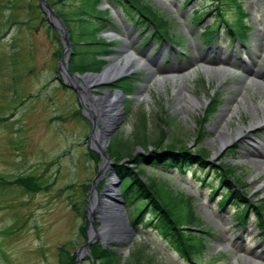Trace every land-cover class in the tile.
I'll return each instance as SVG.
<instances>
[{"label": "rangeland", "instance_id": "1", "mask_svg": "<svg viewBox=\"0 0 264 264\" xmlns=\"http://www.w3.org/2000/svg\"><path fill=\"white\" fill-rule=\"evenodd\" d=\"M186 1L143 0L166 21V36L171 40L159 45L161 39L152 36L155 27L136 24L115 2L102 0L98 9H109V14L106 28L97 36L108 47L110 44L111 52L100 57L105 62L96 73L123 51L129 56L137 53L144 62L132 58L134 67L129 72L98 86L93 94H122V115L104 139L109 158L121 159L119 163L125 165L131 152L149 157L160 148L181 147L193 153L202 151L207 157L203 169L197 164L185 171L149 163L141 166V174L151 181L156 198L173 218L170 207L177 208L174 219L178 223L183 222L180 211L188 216L192 207L198 222L188 220L182 228L199 251L190 255L191 261L181 248L177 251L175 243L156 231L157 220L147 224L150 209L142 217L146 224L143 221L137 227L133 239L130 233L119 238L128 244H101L97 239L89 249L102 246L105 251H113L119 264H244L243 257L264 264V240H259L264 232L258 229L263 220L259 222L251 208L245 223L244 219V224L239 221V216H244V203L254 207L264 201V170L240 156L244 148L264 141V127L245 129L237 136L240 140L218 154L212 143L216 124L249 128L253 106L264 100V0H220L222 5L216 0ZM48 2L62 18L67 32L74 31L81 0ZM204 12L201 22L195 24L194 16ZM45 17L40 0H0V264H59L62 247L64 253L75 258L78 247L87 242V212L94 199L89 190L102 166L93 145L92 116L85 111L90 106L83 98L81 106L77 94L58 71L62 45L58 32ZM216 21L218 30L207 43L204 29ZM227 23L245 24L246 38L241 42L232 39ZM148 36L152 37L147 40ZM200 57L212 60L214 65H202ZM152 60L158 61L159 69L149 80ZM164 70L190 77L161 85ZM88 73L95 72L81 74ZM259 74L262 76L257 77ZM133 75L138 79L133 92L126 95L120 82ZM178 89L203 104L178 106ZM140 113L146 115L150 139L134 146L133 132ZM166 119L171 122L166 124ZM98 124L101 129L102 120ZM153 137L161 140L153 143ZM120 139L132 148L113 147V142ZM109 163L111 166L115 162ZM108 173L106 169L96 182L98 195L103 186L104 194H110V189L115 193L116 184L121 183L114 174L113 185L108 186ZM29 177L32 182L28 189L16 183ZM100 199L107 200L104 195ZM223 201H227L225 206ZM132 210L130 207V219ZM80 261L94 264L89 254L81 255Z\"/></svg>", "mask_w": 264, "mask_h": 264}, {"label": "trees", "instance_id": "2", "mask_svg": "<svg viewBox=\"0 0 264 264\" xmlns=\"http://www.w3.org/2000/svg\"><path fill=\"white\" fill-rule=\"evenodd\" d=\"M115 2L114 4L119 6L125 11V14L136 24H144L147 23L155 27L153 37H159L161 41H168V37L166 36V21L162 17L156 13L151 7L146 5L143 0H110ZM190 0H187L189 2ZM101 0H81L80 8L75 12V15L78 17L77 22L75 24V29H69L70 41L72 43V55L70 57L71 61L69 63V70L72 72H81L82 74L85 72H98L103 68L104 60H101L100 57L107 56L111 51L108 47V44L105 43L104 39L97 36L100 32H102L106 27L104 22H107L108 11H100L98 6ZM216 3L222 5L220 0H216ZM217 10L218 8L215 7ZM241 11V9H239ZM210 12V11H209ZM194 16L195 24L201 22L204 14ZM136 14V16H135ZM64 16L63 14H60ZM218 21H224L220 19ZM218 22L213 26H209L204 30L205 39L207 43H210L217 32ZM227 25V31L229 32L232 39L235 36L239 38V40H244L246 38V33L248 28L244 24V27L241 24L231 25L229 23ZM162 31L165 35L162 34ZM150 36V37H152ZM148 37V39L150 38ZM100 60V61H99ZM138 79L137 75H133L130 78H123L121 83L124 94L130 95L134 89V83ZM147 118L146 115L140 113L137 119V125L133 132V145L137 144H145V142L150 139L146 134V123ZM166 124L170 123V120H165ZM140 129V130H139ZM161 140L160 137H153V143H158ZM113 147H125L126 149H131L132 145L128 144V142H123L120 140H115L113 142ZM161 149V148H160ZM118 150V149H117ZM149 156V155H148ZM151 156V158H150ZM149 157H143L141 155H133L132 152L129 153L127 164H133L134 167L124 166V165H116L114 167V171L117 176L122 180L121 190L124 197L129 200L130 204L133 205L136 201L140 200L142 205L138 208L134 209L135 217L133 219L134 225L139 224L143 214L150 209V213L152 214L151 222L157 220V229L160 234L169 239L171 244H176V249L180 250V248L184 251L185 255L190 256L199 251L196 244L192 241L191 236L185 235L183 233V228H181L183 222H193L196 223L197 218L194 216V212L192 207L189 208L188 216H184L180 211V219H183V222L178 223L174 218L178 216V210L174 206L170 207V210H174V218L171 213L163 206V204L156 198L153 190V186L150 185V180L143 182L140 179V175L142 172L141 166L149 163L151 166L162 165L164 167L178 168L181 171L185 170L187 167H190L193 164H197L201 166L200 169H203L207 164L205 159V155L202 151H194L191 152L187 148L180 149H161L158 152L152 151ZM116 160V159H115ZM120 160V159H119ZM119 160H116L117 162ZM139 168H141L139 170ZM150 182H149V181ZM18 184L27 188L32 182V178H23L16 180ZM216 192V191H215ZM184 199H182L183 204ZM171 205V204H170ZM150 206V207H149ZM182 207V205H180ZM254 210L258 211V215L262 214V218H264V201L260 203L259 206H254ZM183 213H185L183 211ZM257 215V216H258ZM260 217L258 221L260 222ZM187 223V222H186ZM191 241V242H190ZM64 248L60 249L59 253V264H74V256L70 253H64ZM180 252V251H179ZM140 256L136 258L138 262L140 260ZM91 258L94 264H119L118 256L113 251H105L100 246L93 247L91 250Z\"/></svg>", "mask_w": 264, "mask_h": 264}, {"label": "bare ground", "instance_id": "3", "mask_svg": "<svg viewBox=\"0 0 264 264\" xmlns=\"http://www.w3.org/2000/svg\"><path fill=\"white\" fill-rule=\"evenodd\" d=\"M125 36H128V39L130 40L132 37H129L130 34L128 31L124 32ZM126 51H123L119 56L112 58V63L106 67L100 74L96 76H85L78 79V82L80 85L82 84V98L86 101V103L90 106V109H86L85 111L88 112L93 119L94 127H95V138L93 141L94 148L97 150H100V152H105L106 148L103 147L104 145V139L105 135L110 132L112 129L114 123L116 120L120 119V116L122 115V105H121V98L122 94L120 92H115L113 94L109 93L108 91H103L99 95H94L93 91L101 85H107L111 82L118 79L122 74L129 72L134 66L133 62L131 60V57L126 54ZM121 58L125 60V63L121 64ZM199 62H201L202 65L205 66H212L214 65L213 61L205 58L200 57ZM221 64H225L224 61H220ZM151 68L153 71L149 73V80H152L156 74L157 70L159 69V63L157 60H152L150 62ZM175 70H164L162 72L163 79L160 81L161 85L168 81L172 80L175 81L177 79L184 80L187 76H175L174 72ZM262 74H259L257 77H261ZM70 82H73L72 80H69ZM75 83V82H74ZM175 96L177 98V105L181 106L182 104L186 103L188 107H195V106H201L203 102L201 100L196 101L192 98H188L184 95L183 91L181 89H178L175 92ZM242 100V99H241ZM254 113L252 114V117L250 119L249 128H246L243 125L238 124L234 129H231L230 124H225L224 126H221L219 124L215 125L214 128V140L212 143L216 145L217 152L215 154H218L222 152V150L230 143H234L238 140H240L239 135L242 134V132L246 129L249 130L264 127V100H261L258 104H255L253 106ZM98 120H102L101 129L98 127ZM219 122V121H218ZM250 129V130H251ZM245 134V132H244ZM251 147L244 148L240 152V156L242 158L250 160L252 163L258 166V170L263 171L264 170V141L261 140L260 142H254ZM108 163L102 162V169L106 170L108 168ZM110 180L108 181V186H112V181L114 180V177H109ZM110 194H113V190H108ZM97 196L94 194V197ZM114 196V194H113ZM112 209V214L115 219V221L111 220V218L107 217L106 220L100 219L103 222V226L98 229V233L100 235H104V237L107 236L105 239L106 242L111 241L112 239L120 240L119 238L122 236H126L128 233V223L126 219L125 212L122 207H119V205H116V201H113V203H110V206L108 208ZM97 209V208H96ZM104 207H100V210L103 211ZM94 210V206L91 205L89 213ZM110 211V210H109ZM105 212V209H104ZM95 213V212H93ZM106 213V212H105ZM256 257V256H254ZM258 258V257H257ZM243 263L244 264H258V262L247 259L246 257H243Z\"/></svg>", "mask_w": 264, "mask_h": 264}, {"label": "water", "instance_id": "4", "mask_svg": "<svg viewBox=\"0 0 264 264\" xmlns=\"http://www.w3.org/2000/svg\"><path fill=\"white\" fill-rule=\"evenodd\" d=\"M40 5H41L43 11L46 12L47 18L50 21V23L54 26V28L58 32L59 37H60V41H61V44L63 47V53H62L60 63L58 66V71L62 74V76L65 79L72 80L73 83L75 82L74 86H71V88L74 91L82 93V87H81L80 83L78 82V79L81 78V80H82V77L89 76V75L96 76L98 74H91V73H88L85 75L70 74V72L68 71V59H69V56L71 53V45H70V41L68 38L69 35H68L67 30H66V27H65L64 23L62 22V20L57 18V16L53 12L52 8H50V6L47 4L46 0H40ZM79 99H80L81 105H82V98L80 95H79ZM90 120L93 123V120L92 119H90ZM99 154H100L101 160L104 163H108V157L106 156V154L104 152H100ZM101 172H102V170H100L99 175ZM109 175H113V174H111V172H110ZM100 219L106 220L107 216L102 214ZM100 222H101V224H103L102 220H100ZM88 224H89V227L87 229V235H88L87 242L85 245L81 246L78 249L77 255H76V262H79L80 250H84L85 252H88V248H89L90 244L92 242L96 241L97 238H99L101 240V242H103V240L107 238V236L104 237V235H100L98 233V229H100L101 226L98 229L95 228L94 221H93V218L91 215L89 216ZM126 244H128V242Z\"/></svg>", "mask_w": 264, "mask_h": 264}]
</instances>
